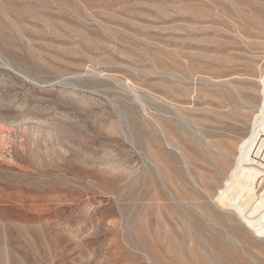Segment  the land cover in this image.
<instances>
[{
    "label": "rangeland",
    "instance_id": "obj_1",
    "mask_svg": "<svg viewBox=\"0 0 264 264\" xmlns=\"http://www.w3.org/2000/svg\"><path fill=\"white\" fill-rule=\"evenodd\" d=\"M263 147L264 0H0V264H264Z\"/></svg>",
    "mask_w": 264,
    "mask_h": 264
},
{
    "label": "bare ground",
    "instance_id": "obj_2",
    "mask_svg": "<svg viewBox=\"0 0 264 264\" xmlns=\"http://www.w3.org/2000/svg\"><path fill=\"white\" fill-rule=\"evenodd\" d=\"M250 151H251V149L248 148L247 151L245 152V155H247ZM230 184H231V181L230 180H228V181L226 180V187L229 188ZM222 194H224V191L220 192V195H222Z\"/></svg>",
    "mask_w": 264,
    "mask_h": 264
},
{
    "label": "built area",
    "instance_id": "obj_3",
    "mask_svg": "<svg viewBox=\"0 0 264 264\" xmlns=\"http://www.w3.org/2000/svg\"><path fill=\"white\" fill-rule=\"evenodd\" d=\"M260 153H262V157H263V159H261L263 162V164H264V147H263V151H260Z\"/></svg>",
    "mask_w": 264,
    "mask_h": 264
}]
</instances>
